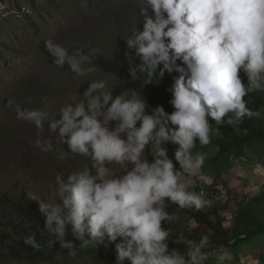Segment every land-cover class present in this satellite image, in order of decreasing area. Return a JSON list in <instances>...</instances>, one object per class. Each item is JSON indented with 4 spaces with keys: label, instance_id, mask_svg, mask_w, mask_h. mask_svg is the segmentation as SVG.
<instances>
[{
    "label": "clouds",
    "instance_id": "9594fccd",
    "mask_svg": "<svg viewBox=\"0 0 264 264\" xmlns=\"http://www.w3.org/2000/svg\"><path fill=\"white\" fill-rule=\"evenodd\" d=\"M138 13L143 30L137 25L123 39L129 82L141 81V89L117 92L107 76L87 79L97 72L95 48L70 50L45 40L53 64H67L89 86L54 115L47 98L41 108L16 103V118L35 126L34 148L55 152L61 161L71 154L87 163L57 173L50 199L32 192L26 197L38 204L47 246L58 244L73 259L78 251L107 243L114 244V264H205L208 234L198 241L183 233L174 238L165 225L178 223L183 211L212 206L197 191L208 182L197 146L209 145L225 124L238 130L245 117L260 115L245 97L264 92V0H139ZM165 73H178L168 89L171 112L162 104L150 106L143 91ZM13 103L9 99L7 106ZM53 134L67 151L55 148ZM169 145L175 146L171 155ZM170 242L186 247L170 248ZM25 243L37 251L44 246L35 235ZM233 259L218 249L216 264ZM239 264L260 262L249 255Z\"/></svg>",
    "mask_w": 264,
    "mask_h": 264
},
{
    "label": "rangeland",
    "instance_id": "374dc122",
    "mask_svg": "<svg viewBox=\"0 0 264 264\" xmlns=\"http://www.w3.org/2000/svg\"><path fill=\"white\" fill-rule=\"evenodd\" d=\"M138 7L139 0H0V264H107L82 252L74 259L58 254L41 260L17 249L19 232L33 235L35 223L19 214L16 204L31 202L27 192L50 199L49 186L55 187V175L87 161L71 154L61 161L55 152L34 148L30 142L37 138L35 126L18 120L14 109L16 103L41 108L47 98L54 115L70 99H81L89 82L81 85L85 78H74L67 64L65 68L53 64L45 40L60 42L70 50L95 48L112 57L119 37L125 42L123 37L137 25L143 30ZM96 66L97 72L87 79L107 76L114 85L120 81ZM9 99L14 102L12 107L7 106ZM44 135H49L47 122ZM52 138L55 148L67 151V146L56 143L54 134ZM217 138L213 136L211 143L198 151L205 155L202 171L208 182L199 184L197 190L226 206L224 216L230 227L241 203L264 194V140H255L250 152L224 166L223 160H214L219 151ZM42 226L37 227L40 234L46 233ZM227 250L234 257L232 264L249 255L264 264V232L240 243L238 256ZM217 254L211 253L205 264H216Z\"/></svg>",
    "mask_w": 264,
    "mask_h": 264
},
{
    "label": "trees",
    "instance_id": "16d2710c",
    "mask_svg": "<svg viewBox=\"0 0 264 264\" xmlns=\"http://www.w3.org/2000/svg\"><path fill=\"white\" fill-rule=\"evenodd\" d=\"M88 50L84 49L85 52ZM94 62L103 70L116 75L120 79L115 84L117 92L122 91L124 88L141 89V81L129 82V60L126 57V44L121 37L117 41V47L112 57L105 56L97 50ZM136 62L138 63L139 61L137 60ZM173 75H178V73L171 75L165 73V76L160 80L159 84H156L154 81L144 88V95L150 106L162 104L166 111H173L172 106L168 103L172 96V93L168 89L172 85ZM241 75L243 77V73ZM243 78L244 82L247 83L246 77ZM245 100L247 106L254 111H258L260 115L252 118L245 117L238 130L227 124L221 127V134L216 139L219 151L215 154L214 160H223L224 166L231 165L234 158L244 156L250 152L254 147L253 142L255 140H264V92L256 91L249 93L245 97ZM168 147L169 154L171 155L175 146L169 145ZM202 148L198 145L195 151H199ZM177 167L179 166L177 165ZM15 210L35 223L33 226L35 229L33 235H35L37 241L44 245L40 250H35L32 246L25 243V238L30 235H25L21 231L19 232L21 238L18 240L17 246L20 252H25L33 259L41 260L51 259L58 254H67V250L60 248L58 244L53 247H48L47 241L50 239L48 233L40 234L37 230L38 225H43L44 222V218L38 211V204L33 201L27 204L18 202ZM168 210L171 212L176 209L173 205ZM224 210H226L225 205H222L219 201L212 200V206L210 208H206L200 212L183 211L180 213L181 219L178 223L166 224L165 227H171L173 229L174 238L183 233L198 241L201 235L208 234L211 241L210 248L208 249L209 255L223 247L225 249H231L234 255L238 256V245L240 243L248 241L264 232V194H259L248 202L241 203L234 215L233 224L230 227L226 225L227 218L224 216ZM193 222L196 224L193 225ZM204 226L207 230L203 229ZM169 246L170 248L178 247L182 250L186 247L183 244H175L172 242H170ZM79 252L90 254L107 264H114L115 262L114 244L106 243Z\"/></svg>",
    "mask_w": 264,
    "mask_h": 264
}]
</instances>
